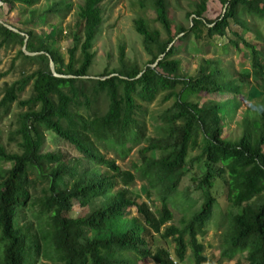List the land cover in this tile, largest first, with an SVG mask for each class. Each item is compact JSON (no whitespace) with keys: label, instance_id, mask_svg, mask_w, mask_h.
<instances>
[{"label":"trees","instance_id":"1","mask_svg":"<svg viewBox=\"0 0 264 264\" xmlns=\"http://www.w3.org/2000/svg\"><path fill=\"white\" fill-rule=\"evenodd\" d=\"M103 1L83 0L78 6L82 30L72 36L73 46L64 57L52 32L40 38L24 28L42 13H67L69 0H47L44 10L35 8L39 0H0L17 11L24 26L14 32L0 24V49L22 48L27 37L26 51L36 54L17 52L36 68L4 84L0 100L5 116L13 103L25 108L8 136L16 151L0 144V163L8 165L0 167V264H138L146 259L184 264L187 252L191 264H205L198 237L213 216L219 191L229 211L218 261L245 253V264H264V33L258 25H264V0H218L225 11L214 21L203 18L206 0H199L186 14L191 24L177 26L175 32L166 0H137L142 14L150 10L155 15L157 28L143 15L133 20L149 60L143 66L129 61L121 44L118 67L91 77ZM202 34L206 44L228 38L214 48L221 54L229 48L239 53L249 72L236 77L222 59L204 57L193 75L186 73L175 43L190 36L198 41ZM247 34L256 44L246 40ZM49 59L54 73L64 78L52 74ZM27 87L29 97L19 100ZM159 95L172 104L157 117L160 136L137 152L139 164L133 166L155 193L159 208L153 212L147 202L117 189L115 177L132 181L133 176L105 161L96 143L122 149L142 138L137 112ZM239 96L250 108L241 118L242 135L228 139L223 131L237 117ZM46 133L53 142L71 147L73 156L57 146L44 151ZM72 201L79 203L77 214ZM170 203L190 205L191 216L180 228L161 231L172 219ZM156 234L171 240L174 259L155 247Z\"/></svg>","mask_w":264,"mask_h":264},{"label":"rangeland","instance_id":"2","mask_svg":"<svg viewBox=\"0 0 264 264\" xmlns=\"http://www.w3.org/2000/svg\"><path fill=\"white\" fill-rule=\"evenodd\" d=\"M83 0H69L72 8L65 14L56 17L54 14H44L34 21L30 27L21 25L18 19L16 10L11 11L5 5L0 6V22L14 29H30L40 38H44L48 33L53 34V41L59 52L65 57V51L73 46L72 36L80 34L82 30V23L79 21L76 13L78 6L82 4ZM199 0H166L168 18L171 21V29L175 32L177 26L187 28L191 22L186 18V14L192 9L195 2ZM47 0H39L35 8L39 10L46 9ZM102 23L96 35L92 51L95 54L92 67L90 69V76L97 77L104 69L109 70L118 67V46L123 44L125 46V54L127 59L131 62H136L143 66L149 58L143 52L140 37L134 32L133 20L138 16H145L152 25L157 28L153 23L155 15L152 11L148 10L146 13L140 11L137 5V0H104L102 5ZM224 10V6L218 0H206V11L203 18L207 21L216 20ZM24 19V18H23ZM21 19V20H23ZM260 29L264 33V25L258 23ZM204 34V33H203ZM200 35L198 41L193 36L184 43H175L177 47L179 58L182 61V68L186 73L193 75L196 72L202 58L218 57L223 60L226 68L231 70L233 74L238 77L243 72H249V65L247 62L243 63L241 55L235 53L234 50L229 48L228 52L221 54L220 51L214 48L219 44H225L227 39L216 38L212 44H206L204 36ZM246 40L252 41L256 44L251 34L246 35ZM198 44H196V43ZM22 49L18 45L12 46L8 49H0V74L6 75L0 80V100L3 95L4 84H11L18 80L22 73H30L36 67L25 64L17 52ZM78 56V55H77ZM247 74V73H246ZM253 86V82H250ZM245 93L247 89L244 88ZM30 95V87L19 95V100H24ZM238 99L241 100V107L238 110L237 117L227 124L224 128L223 136L228 139H236L242 135V127L240 126L243 113L250 108V104L244 101L242 96ZM190 101L200 102V98L189 96ZM202 101V100H201ZM172 104V100L163 102V95L152 102L151 104H143L141 109L137 112L138 120L144 128L142 138L135 143H127L122 149L111 147L105 143H96V149L99 155L105 161H112L114 165L121 171L133 176L130 181L126 178L115 177L118 190H125L132 200L137 202H147L148 206L153 212L159 208L155 193L148 191L145 182L141 181L135 173L133 166L139 164L137 152L146 147L148 142L153 138H158L160 134L155 128L157 117ZM102 111L105 105H101ZM98 109L94 107L93 110ZM20 109L16 103L10 107L9 114L5 116L0 110V144L3 145L8 151H16V146L13 142L8 140L10 132L15 128V119L18 113L24 111ZM46 142L44 151L52 152L55 147H59L62 151H67L73 156L71 147L61 142H53L49 134L46 133ZM7 164L0 163V167H7ZM106 170H108L106 168ZM111 172V171H109ZM114 174V173H113ZM122 178V179H121ZM187 184L183 183L184 191L187 192ZM38 193L39 190L37 191ZM192 200V199H191ZM193 204L197 203L192 200ZM191 206L185 208L179 205L169 204L168 209L172 214V219L165 223L161 231L166 227L174 226L181 227L183 220H188L191 216ZM189 209V210H188ZM72 213L77 214L80 211L79 203L72 201ZM229 206L225 202V196L220 191L217 192L216 204L211 220L206 224L205 233L203 236L198 237L199 242L203 246V256L207 259L205 264H245L243 257L237 256L230 261H218L219 257V241L221 233L226 229L227 213ZM155 247L164 249L168 252L171 259H174V247L170 239H162L159 234L155 235ZM241 260V261H240ZM45 262V261H44ZM138 264H155L150 259H146ZM184 264H191L189 252H187V260Z\"/></svg>","mask_w":264,"mask_h":264},{"label":"water","instance_id":"3","mask_svg":"<svg viewBox=\"0 0 264 264\" xmlns=\"http://www.w3.org/2000/svg\"><path fill=\"white\" fill-rule=\"evenodd\" d=\"M0 6H2V3H1V2H0ZM224 11H225V10H223V13H224ZM0 24H2V23L0 22ZM3 25H4L7 29H9V30H12V31H14V32H17L16 29H14V28H12V27H10V26H7V25H5V24H3ZM26 43H27V37H25V40H24V42H23L22 52H23L26 56H35V55H36L35 53H29V52L26 51ZM49 68H50L52 74H53L55 77H58V78H64V77H65V76H59V75H56V74L54 73L53 63H52V61H51L50 59H49Z\"/></svg>","mask_w":264,"mask_h":264}]
</instances>
